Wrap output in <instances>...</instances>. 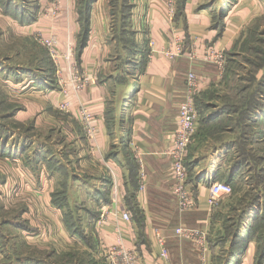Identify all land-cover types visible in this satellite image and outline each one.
<instances>
[{
  "label": "crops",
  "instance_id": "crops-1",
  "mask_svg": "<svg viewBox=\"0 0 264 264\" xmlns=\"http://www.w3.org/2000/svg\"><path fill=\"white\" fill-rule=\"evenodd\" d=\"M18 1L20 4H16ZM12 2L14 6L16 4L18 12L24 15L25 24L34 27L39 33L51 32L42 36L50 40L60 53L65 50V46L69 52H72L73 48L76 49L81 23L80 3L76 0ZM180 2L181 0L140 1L137 8L142 9L146 5L149 30L140 29L141 22L137 12H133L132 24L139 47H147L149 52L153 51V56L146 60L145 66L141 68L137 59L135 63L132 61V71L125 70L124 73L119 70L121 59L113 38L110 0H95L90 9L91 32L86 46L79 55L74 53V57L62 52L58 60L63 66L62 69L68 67L70 72L79 69L92 72L95 82L76 90L70 86L71 80L67 79L69 76L65 71L67 82L70 84L65 90L62 91L59 87V92H55L45 85L43 91L23 95L29 99L17 108L13 119L19 125H29L25 130L28 132L18 131L17 139L11 137V144H16L18 150L11 149L10 139H7L5 145L10 151L5 149L2 152L24 167L27 175L24 173L23 176L28 179L19 183V186L37 188L45 197L42 196V200L36 198L39 204H35V208L47 207L54 211L59 209L57 221L55 218L50 222H38L35 219V224L28 221L29 217L25 215L23 223L15 217L12 223L17 231L25 229L23 235L32 249L45 248L46 244L42 242L46 243L49 235H52L51 230L47 231L52 223L57 225L56 233L59 234L60 229L65 237V246L80 244L79 241L71 239L76 234L73 233L74 228L72 230L67 227L66 213L68 209H77L75 198L82 191L93 205L85 204L84 206L88 207L81 208L82 211H87L88 208V212L76 211L75 215L73 214L70 221L75 220L80 224L76 232L79 234L83 231L84 238L97 235L108 246L120 241L127 249L135 250L141 264H167L166 261L170 264H201L199 250L195 244L176 235L178 227L206 230L209 235V252H244L238 264H254L255 259L259 258L257 252H264L262 201H259L261 204L247 202L243 209H238L246 216L249 225L243 232H239L238 236L233 234L226 247L219 246L215 237L211 239L214 236L213 213L220 211V205L218 204V210L211 211L207 201L211 182L224 181L235 186L237 182L248 180L252 175L253 166H249L247 171L244 168L250 157L242 158V163L238 162L244 155L243 152L239 157V147L242 146L250 152L248 147L254 149L255 145L264 144V109L258 111V118H250L255 115L251 112L252 106L247 109L252 122L246 123V128L249 129L252 124V133L247 132L245 140L225 136L226 132L237 131L230 126L224 131L222 138L211 139L203 128L219 125L224 117L230 115L222 106H214L208 101L202 102L201 105L204 92L214 84L220 83L225 74L219 75L215 64L201 58L204 48L216 47L228 56L242 37L241 29L244 23L262 12L264 0H221L220 10L214 9L213 4H207V0H184L181 4ZM227 2L228 8L223 17L221 11ZM170 11L174 12L172 20L168 19ZM171 26L187 39L186 48L195 45L198 54L195 58L181 55L167 59L154 52L169 47ZM53 34L54 38L49 37ZM151 39L155 42V48L149 46ZM75 62H78L79 66ZM191 72L197 76L199 83L196 99L197 104L200 103V116L195 141L189 148L187 164L195 163L192 165L190 180L194 184L197 207L178 217H171L169 208L173 205L172 210L176 211L177 207L176 199L171 193V159L166 151L178 125V106L187 95L186 79ZM61 78L63 79L62 75ZM65 99H68L70 104L66 112L59 110L61 102ZM258 100L264 103V96ZM84 105H88L95 120L97 130L92 138L86 136L78 120V110ZM110 113L113 115L109 117L115 120L112 127L108 122ZM71 120H74L76 125L66 129L64 126ZM55 132L63 135L59 140V150L55 145L56 140H53ZM260 135L262 138H259ZM123 140L125 150H115V146ZM137 149L143 153L147 173L144 196L138 193L139 171L135 158ZM129 151L133 153L134 159L126 156ZM251 159L254 161L253 157ZM262 160L264 161V158ZM132 163L135 170L132 169ZM59 191L66 192L67 206L64 209L59 208L52 199L53 194ZM102 207L130 212L131 223L119 233L116 227L121 225L124 228L123 221L107 213L110 225L97 228ZM159 210H167L164 212L167 217L159 215ZM26 211L27 209L25 214ZM19 224L23 228L20 229ZM156 230H160L166 239L168 259L161 256V248L155 238ZM78 237L85 243L83 238ZM222 239L225 241V238ZM237 239L240 242L237 243ZM260 262L264 264V256H261ZM209 264H212L211 258Z\"/></svg>",
  "mask_w": 264,
  "mask_h": 264
},
{
  "label": "rangeland",
  "instance_id": "rangeland-1",
  "mask_svg": "<svg viewBox=\"0 0 264 264\" xmlns=\"http://www.w3.org/2000/svg\"><path fill=\"white\" fill-rule=\"evenodd\" d=\"M140 1L141 0H110L113 17V38L116 42L117 54L121 59L119 62V70L122 72L125 70L132 71L131 65L133 60L130 62L127 61L132 58L130 57L132 36L129 30H135L132 24V15H134L135 12H137L140 17V29L149 30L147 28L149 16L146 14V5L142 9L137 8ZM220 1L221 0H207V4H213L214 9L220 10ZM11 2L12 0H0V181L4 182L3 184L0 183V264H110L103 257L98 256V244L100 239L97 235H89L86 240L87 245L77 238L80 244L68 243L71 246H65V237L61 234L60 229L59 234L56 233L58 231L57 225H53L52 223L51 227L47 230L48 232L51 230L53 232L52 235H49L46 243L42 242L46 244L45 248H43V250H38L32 249L33 247L28 246L26 243L23 235V230L25 229L17 231L15 225L12 223L15 217L19 222L24 223L22 220L25 215L29 217L28 221L35 224V219L38 222L45 220L50 222L55 218L57 221L59 220V209L54 211L47 207L35 208V204H39L36 198L39 197L42 200L43 194L41 192L39 193L37 188L19 186V183L28 179L27 176H23L24 173L27 175L24 167L16 164L15 161H12L6 155H3V150L7 149L10 151L5 145L7 139H10L9 146L11 149L18 150L16 144H11V137L13 136V138L17 139L18 131L22 133L28 128L27 126H29L19 125V123L13 119L14 114H11L10 110H12L13 107L18 108L19 106L21 107L23 103H27L29 97L23 95L31 92L43 91L45 85L48 86L50 90L59 92V86L61 85L63 91L70 85L67 81L71 80L70 86H73L72 88L75 89L76 86L77 89H82L81 85L79 83L77 84V80L71 77L73 73L74 75H78L80 79L79 82L84 84V86H87L89 83L82 78H87L88 76L93 80L95 78L91 74L92 72L86 70L79 69V71L72 70L70 72L68 67L62 69L63 66L58 63L59 58L54 59L51 57V47H49L51 41L46 40L42 36L43 33H39L37 29L28 26V24H25V21L21 20L20 12L16 9V4H20V1H18L15 6L13 2ZM76 2L80 3V10L81 8L83 9L85 0H76ZM226 6H228V2L222 8L221 14L226 12L228 8ZM261 11L259 15L244 23L243 29H241L243 34L240 40H238L239 43L228 56L226 55L228 61L222 81L218 84H214L204 92V99L201 100V105L202 102L208 101L214 104V106H222L230 115L224 117V119L220 121L222 123H219V125L215 124L203 128L211 139L222 138L224 131H227L228 126H230L234 127V129L236 128L238 132H226L227 135L225 136L232 139L237 137L238 139L245 140L247 132L249 134L252 133V124L249 129L246 128V123L252 122L251 119H249V114H247V109L252 106L251 112L255 113V115H251L250 118L253 116L258 118V111L264 109V103L258 100L261 95H264V6ZM215 12L216 14H220V12ZM10 14H12V16ZM81 29L82 19L80 23V32L77 35L76 49L73 48L72 52H69L67 49L68 47L65 46V50L60 49L62 52L71 54L73 57L74 53L75 55L78 54ZM44 33L43 35L45 36L51 32ZM49 37L54 38L55 36L53 34ZM124 45L126 46L124 47ZM57 51L59 57H61L63 53H60L59 50ZM145 51L148 55L149 49ZM75 63L79 66L78 62ZM125 63L127 65H125ZM57 64L59 65L57 66ZM59 68L61 70H59ZM65 71L68 73L69 78L65 76ZM61 75L63 81L60 82V84L59 77ZM19 95L21 97H18ZM66 100L68 101V99ZM197 107L199 110V102ZM59 110L64 112L68 111ZM217 110L220 112L222 111L215 109V111ZM215 111H212L213 114ZM110 115H113V113L108 115V122L112 127L115 125V120L114 118H110ZM90 116H92V112L89 111L88 105L79 108L78 120L87 137H89L88 131L90 130L89 127L86 126ZM74 124L76 125L75 121L71 120L68 121L64 127L69 129L73 127ZM54 134L53 140H56L55 145L58 149L59 140L63 138V135H58V132ZM119 135L120 134H118V136ZM260 136L259 138H262V135ZM247 140L250 139L247 138ZM194 141L195 138L192 144ZM192 144L190 146H192ZM250 146L252 145L250 144ZM121 148L125 150L124 140L119 141L115 146V150H121ZM248 148L250 152L240 146L239 157L243 152L244 155L240 157V161H244L242 158L247 159L250 157L249 163L246 162L244 168L247 171L249 166L250 168L253 166L254 170L252 171V175L248 180L239 181L235 186L231 185L233 188L232 193L222 198L219 203L220 211L213 213L214 236L211 239L215 237V241L219 243V246L224 245L226 247V244L230 242L234 233L243 232L244 228L249 225V223L246 222V216L242 215V213H240L241 211H238V209L244 208V204L247 202H257L261 204L259 201H262V212L264 215V161L262 160V158H264V144L255 145L254 149H252V147ZM126 156L134 159L133 153H130V151ZM251 157H253L254 161H252ZM236 159H238V157ZM194 164V162H191V165L190 163L187 164L190 178L192 177V165L194 166ZM134 166V163H132L133 170H135ZM50 167L52 168L51 165ZM245 185L246 187H244ZM248 185L250 188L247 187ZM79 194L80 195H76L77 198H75L77 200H75L77 209H68V212H88V208L86 209L87 211H82L81 208L88 207L84 206L85 204L93 205V202L88 199L86 193L81 191ZM60 196L61 195H59V202L62 201ZM71 200L73 203L74 197H72ZM219 205L216 207V210H218ZM171 206L172 207L169 208L171 211L168 209L171 212L169 216L178 217L182 215V212L178 209L177 203L176 211L175 209L172 210L174 207L173 205ZM26 209L27 211L25 214ZM165 211L159 210V215L166 218L167 214H164ZM69 221L70 220H67L66 223ZM245 223H247V225H244ZM67 227L71 229V225ZM19 228L21 229L23 226L19 224ZM222 238H225V241H223ZM237 242H240V240L237 239ZM49 245L52 247L50 248ZM240 248L242 249L243 247L241 246ZM209 253L208 258H211L212 264H238L243 256V252L239 251ZM260 254H262V252H257V255L260 256ZM258 262H260V259L256 258L254 264Z\"/></svg>",
  "mask_w": 264,
  "mask_h": 264
},
{
  "label": "built area",
  "instance_id": "built-area-1",
  "mask_svg": "<svg viewBox=\"0 0 264 264\" xmlns=\"http://www.w3.org/2000/svg\"><path fill=\"white\" fill-rule=\"evenodd\" d=\"M173 14V11L169 12V20L172 19ZM169 43V47L163 48V50H161L160 52H157L158 50L154 52L159 53V56H163L167 59H174L181 55H188L192 58H195L198 55L194 44L191 45L189 49L186 48L187 39L181 32L176 30L174 26L170 27ZM149 46L151 48H155L154 40L151 39L149 41ZM49 47H51V57L54 59H58L59 53L57 49H55L51 43H49ZM152 53L153 51H150L148 52V55L146 54V56H148L147 60L151 59V57L153 56ZM201 58L215 64L217 66L219 75L222 76L225 73L227 67V56L223 50H220L216 47L206 46ZM59 70L61 69L59 68ZM72 77L77 80V84L79 83L81 85V88L84 86V84H81V82H79L80 79L78 78V75H74L73 73ZM82 79L86 80L87 83H89L88 85L95 82L89 76ZM62 81L63 79L60 76L59 83ZM186 86L187 95L185 99L179 103L178 106V125L174 134L172 135L171 143L166 151V154L171 159L172 193L176 199L178 209L182 213L192 211L197 207L194 184L190 180L189 172L187 170L188 149L197 133L198 120L200 116L196 104V97L199 94V83L197 76L194 73H189L186 79ZM59 87H61V85ZM75 89L80 90V88L77 89L76 86ZM66 94L67 93L65 92V95ZM69 105V102L65 99L61 102L59 109L66 111L68 110ZM94 123V117L90 116L86 126L89 127L90 130L88 131L90 138H92L96 134L97 129ZM135 158L138 164L139 171L138 193L139 195L142 194L144 196L146 190L147 173L145 170L143 153L138 149L136 151ZM232 191L233 188L231 184L227 182H211L210 193L207 198L209 209H216L220 200L223 197L230 195ZM107 213H109L112 217L121 218V220L123 221L124 228H122L121 225L116 227V231L119 233L123 232L126 226L131 223L132 216L130 212H121V210L119 209L102 207L101 216L96 226L97 228H103L110 225ZM176 235L192 241L199 250L201 264H209V235L206 230L194 227H178L176 229ZM72 237L73 238L71 239L75 242L80 239L76 235H73ZM155 238L157 244L161 248V256L165 259H168V250L165 246L166 239L162 235L160 230H156ZM99 244L98 256L103 257L110 264H141L140 257L135 252V250L127 249L120 241H117V243L108 246L105 245L100 239ZM166 263L170 264L168 261H166Z\"/></svg>",
  "mask_w": 264,
  "mask_h": 264
},
{
  "label": "trees",
  "instance_id": "trees-1",
  "mask_svg": "<svg viewBox=\"0 0 264 264\" xmlns=\"http://www.w3.org/2000/svg\"><path fill=\"white\" fill-rule=\"evenodd\" d=\"M94 1L95 0H85L84 7H83V9L81 8V10H80V12H81V19H82V29H81V34L79 36L80 42H79V52H78V55L83 50V48L86 46L87 41H88V38H89V35H90V32H91V26H90V9H91L92 3ZM183 1L184 0H181L180 4ZM180 7H181V5H180ZM181 10H182V8H181ZM225 13L226 12L223 13L224 15L222 14L223 17L225 16ZM20 16H21V20L23 21V16L24 15L23 14H20ZM129 32H130V34L132 36V41H131V46H130V50H131L130 57H132V58L128 59V61H132L133 60L134 63H135L136 62L135 60L137 59L138 60V64L140 65L139 67L141 68V67L145 66V64H146V60H147L146 54H147V52L145 50L148 49V48L147 47H145V48L139 47V44H138L137 39H136V32L134 30H129ZM81 37H82V39H81ZM125 46L126 45H124V47ZM128 50H129V48H128ZM227 61H228V57H227ZM261 96H264V95H261ZM16 108L17 107H15V108L13 107V109L10 110L11 114H15ZM239 162L242 163V161H239ZM59 195H61L60 197L62 198V201L61 202H59ZM66 197L67 196H66V192L65 191H59V193L53 194V198L52 199H53V202L59 206V208L64 209L67 206V199H66ZM73 214L74 213H72V212H67L66 213L67 220L72 219V217L74 216ZM67 224H68V226L71 225V229L72 230L74 228L73 233L76 234V235H78V236H80L81 238H83V241L86 244V240H87L88 237L86 236L84 238L83 231L80 232L79 234L76 232V231H78V228H79V225L80 224L77 223V221H75V220H73V222L72 221L71 222L69 221ZM235 235L238 236L239 234L236 233ZM234 243H236V242H234ZM261 256H264V252H262V254H260L259 259H261ZM239 262H240V260H239ZM257 264H262V262H258Z\"/></svg>",
  "mask_w": 264,
  "mask_h": 264
}]
</instances>
